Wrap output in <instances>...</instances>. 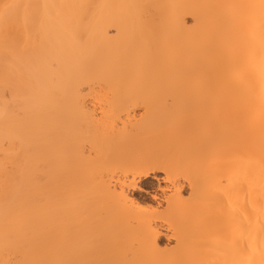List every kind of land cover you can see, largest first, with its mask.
Here are the masks:
<instances>
[{
    "label": "bare ground",
    "instance_id": "obj_1",
    "mask_svg": "<svg viewBox=\"0 0 264 264\" xmlns=\"http://www.w3.org/2000/svg\"><path fill=\"white\" fill-rule=\"evenodd\" d=\"M5 2L0 260L261 264V0Z\"/></svg>",
    "mask_w": 264,
    "mask_h": 264
},
{
    "label": "snow or ice",
    "instance_id": "obj_2",
    "mask_svg": "<svg viewBox=\"0 0 264 264\" xmlns=\"http://www.w3.org/2000/svg\"><path fill=\"white\" fill-rule=\"evenodd\" d=\"M57 7H63V5H55V4H41V5H33L26 3H11L5 2L0 4V32L3 33L5 40L14 39L12 33L20 26L21 20L23 21L24 30L27 31L29 22L36 23L39 20V23L42 25L44 23L45 18L50 19V17L39 16L35 14L33 10L43 9L45 12L49 9H54ZM79 7L83 8L84 5H80ZM249 7H256L255 5H251ZM261 9L262 14H264V0H261L260 5L258 6ZM262 47H264V36H262ZM22 49L16 48H6V52L10 55H19L21 54ZM262 78H264V72H262ZM167 172V169H163ZM131 174L132 184H135V171L129 172L128 175ZM140 175H144V172H140ZM166 179H169L166 176ZM120 196L123 198V193H120ZM146 211V210H145ZM154 211V209H153ZM9 239V233L6 229L5 231V246L7 247V241ZM0 264H13V262L9 260H0ZM17 264H88L87 261H79V260H27L17 262ZM248 264H254V262L249 259ZM261 264H264V259L261 260Z\"/></svg>",
    "mask_w": 264,
    "mask_h": 264
},
{
    "label": "rangeland",
    "instance_id": "obj_3",
    "mask_svg": "<svg viewBox=\"0 0 264 264\" xmlns=\"http://www.w3.org/2000/svg\"><path fill=\"white\" fill-rule=\"evenodd\" d=\"M142 188H144L146 190V192H142V193H139V192H134L133 193V196L134 198L136 197V199L138 201H141V202H150L151 201V197L150 195L156 191L157 189V186L154 182H149V180L147 181V183H143L141 184ZM147 187V189H146ZM165 242V239H162V243Z\"/></svg>",
    "mask_w": 264,
    "mask_h": 264
}]
</instances>
